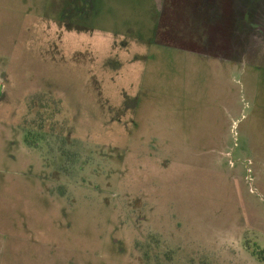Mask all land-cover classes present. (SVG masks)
Segmentation results:
<instances>
[{
    "label": "rangeland",
    "instance_id": "obj_1",
    "mask_svg": "<svg viewBox=\"0 0 264 264\" xmlns=\"http://www.w3.org/2000/svg\"><path fill=\"white\" fill-rule=\"evenodd\" d=\"M150 2L0 0V264H264V50Z\"/></svg>",
    "mask_w": 264,
    "mask_h": 264
},
{
    "label": "flooded vegetation",
    "instance_id": "obj_2",
    "mask_svg": "<svg viewBox=\"0 0 264 264\" xmlns=\"http://www.w3.org/2000/svg\"><path fill=\"white\" fill-rule=\"evenodd\" d=\"M194 0H151V9L147 11L150 16L148 30L151 33H168L169 37L176 36V32L180 33V29L185 28V33L192 31V17ZM198 1V0H197ZM174 3V4H173ZM201 7L206 9L205 15L201 16L202 23L197 24V28L202 29L200 34L201 40L206 42V47H209V36L205 32L208 28H218L226 24L229 25L230 33H232L235 48L239 45L238 41L244 40L242 37H247L249 52L258 56L259 50H264V0H199ZM184 6V8H181ZM197 9L200 6H196ZM200 7V8H201ZM198 11V10H197ZM153 12V17L151 16ZM199 14V11L197 12ZM153 18V19H152ZM189 24H191L189 26ZM205 28L204 26H207ZM232 29V30H231ZM153 31V32H152ZM234 35V36H233ZM153 45L159 48L173 47L166 45L163 42ZM209 43V44H208ZM237 49V48H236ZM237 52V50H236ZM209 60L208 55H205ZM204 56V57H205ZM208 60V61H209ZM223 67H237L239 59H228L223 62L222 59H211Z\"/></svg>",
    "mask_w": 264,
    "mask_h": 264
},
{
    "label": "trees",
    "instance_id": "obj_3",
    "mask_svg": "<svg viewBox=\"0 0 264 264\" xmlns=\"http://www.w3.org/2000/svg\"><path fill=\"white\" fill-rule=\"evenodd\" d=\"M261 258V257H260ZM262 260H264L263 258H261Z\"/></svg>",
    "mask_w": 264,
    "mask_h": 264
}]
</instances>
